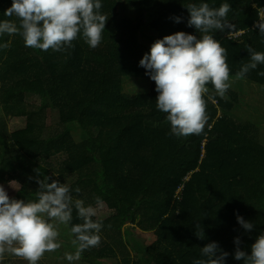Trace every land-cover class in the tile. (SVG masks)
<instances>
[{
    "label": "trees",
    "instance_id": "obj_1",
    "mask_svg": "<svg viewBox=\"0 0 264 264\" xmlns=\"http://www.w3.org/2000/svg\"><path fill=\"white\" fill-rule=\"evenodd\" d=\"M12 2L0 0V22L19 23L15 16L4 15ZM101 3L108 21L96 49L82 34L64 52L26 47L20 35L0 36V44L11 41L9 48L0 49V82H15L14 102L2 106L6 118L0 120V185L10 198L34 201L39 185L29 177L39 168L42 179L61 182L74 175L68 185L85 206L102 198L113 214L102 220L101 244L81 255L93 264H194L203 258L200 248L213 241L230 254L226 264H244L234 258V238H241V249L250 255L251 245L264 234V144L259 135L264 129V76L258 74L264 65L244 79L234 78L250 60L249 46L264 53L253 7H264V0ZM200 3L216 8L229 3L233 9L228 21L234 27L211 34L226 49L230 81L239 89L230 88L227 101L215 96L216 104L206 95L211 120L204 132L177 138L169 135L167 114L156 107L155 82L139 66L147 53L139 34L150 29L163 39L183 31L199 38L187 26L186 7ZM175 16L182 22L176 23ZM124 77L150 79V92H123ZM244 84L251 87V96ZM207 87L215 95L213 85ZM36 97L39 105L33 109ZM43 111L44 119H33ZM11 117L28 120L11 130ZM76 121L87 140L73 138L69 124ZM10 181L17 182L13 187L18 190ZM237 212L254 224L251 231L239 225ZM81 223L73 208L68 225L72 239V225ZM197 223L204 227L205 239L195 235ZM142 232H153L156 240L148 243ZM5 258L8 264L17 263L14 255Z\"/></svg>",
    "mask_w": 264,
    "mask_h": 264
},
{
    "label": "clouds",
    "instance_id": "obj_2",
    "mask_svg": "<svg viewBox=\"0 0 264 264\" xmlns=\"http://www.w3.org/2000/svg\"><path fill=\"white\" fill-rule=\"evenodd\" d=\"M102 7L101 0H13L4 15L15 16L19 23L0 22V36L20 35L26 47L64 52L74 47L73 41L82 34L89 47L96 49L102 42L108 21L101 12ZM253 7L258 15L256 28L264 36V7L256 4ZM186 8L189 12L187 26L194 27L200 37L183 31L167 35L157 39L150 52L139 61V66L146 69L145 74L156 84V107L167 114L166 119L171 125L169 135L177 138L201 135L208 120L205 96L213 104L217 103L215 96L227 101L231 87L226 49L211 34L234 27L228 21V14L233 10L231 5L223 3L216 8L200 3L189 4ZM172 19L176 23L183 20L180 16ZM239 34L240 31L236 32ZM10 45L11 41L0 44V49ZM247 51L250 60L236 72L235 80L244 79L258 65H264V53L256 52L250 46ZM258 74L264 76V72ZM208 84L213 85L215 95L210 93ZM34 171L37 175L29 177L39 185L34 201L10 198L5 187L0 185V261L9 253L28 264H38L45 252L58 250L61 247L58 226L71 223L73 208L83 223L72 225V245L76 251L65 253V258L70 264L79 261L84 252L101 244L104 224L94 221L93 217L104 208V201L96 197L95 206H85L82 199H74L73 189L67 183L49 176L42 179L39 168ZM14 183L17 182H9L12 187ZM74 191L79 194L81 189L76 187ZM236 216L243 229L251 231L254 228V224L238 212ZM195 235L205 239L200 223L196 224ZM234 244L235 260H243L244 264H264V234L251 245L250 255L241 249L239 236L234 238ZM200 249L203 258L195 260L194 264H226L230 255L215 241Z\"/></svg>",
    "mask_w": 264,
    "mask_h": 264
},
{
    "label": "rangeland",
    "instance_id": "obj_3",
    "mask_svg": "<svg viewBox=\"0 0 264 264\" xmlns=\"http://www.w3.org/2000/svg\"><path fill=\"white\" fill-rule=\"evenodd\" d=\"M151 15V13H148V16ZM236 35V34H235ZM237 36V35H236ZM140 41L143 43V45L146 47L147 53L150 52V48L152 44L157 40V33L154 30L145 29L139 34ZM14 83L13 81H7ZM231 87L232 89L238 90V85L236 84V81L231 80ZM152 82L149 79H142V78H136V77H124V83H123V92L128 93L130 95L138 94V93H149L151 90ZM2 87L5 94L0 96V120L5 119L6 115L2 108L3 105L11 104L14 102V92L15 86H11V84L8 83H2L0 82V88ZM243 90H246V93L251 96V90L247 84L243 85ZM39 97H36L33 100V109L37 108L39 105ZM45 117V112L41 113H35L33 115V119L35 120H42ZM51 118H48L50 120ZM55 119V118H54ZM53 119V120H54ZM208 119L211 120L210 117ZM28 119L26 117L23 118H9V125L11 130L18 129L20 127H24L26 125V121ZM80 124V123H79ZM78 122H72L69 124L70 131L75 138L76 141L81 142L88 139L87 132L80 127ZM260 137L262 140V143L264 144V129L260 128ZM74 175H69L61 180L62 183H69L71 179H73ZM95 206V204L93 205ZM112 211L108 208V206L104 203V208L98 211V215L94 217L98 221L105 220L106 218L110 217L112 215ZM58 231L60 233L58 237V242L61 244V247L56 250L55 252H45L43 258L38 262V264H70V262L65 258V253H71L74 254L76 250H73L74 247L72 245V238L70 235V231L68 229V225H59ZM105 240L107 243L112 244L109 240H107L106 234H103ZM142 236L146 239L148 243H152L156 240V236L153 232H142ZM73 247V248H72ZM117 251H123V248H117ZM134 254V252H132ZM119 254H121L119 252ZM12 254L6 253L5 256H11ZM17 263L16 264H28L27 261L23 260L20 257L14 256ZM140 261L145 262V259L143 255L139 256ZM5 262V263H3ZM3 262L0 261V264H8L6 263V258L3 259ZM118 264L119 262H115ZM72 264H93L89 262L87 259L83 258L81 256L79 261H74ZM121 264V263H120Z\"/></svg>",
    "mask_w": 264,
    "mask_h": 264
},
{
    "label": "bare ground",
    "instance_id": "obj_4",
    "mask_svg": "<svg viewBox=\"0 0 264 264\" xmlns=\"http://www.w3.org/2000/svg\"><path fill=\"white\" fill-rule=\"evenodd\" d=\"M3 94H5V93H4V91H3L2 87H1L0 88V96H2Z\"/></svg>",
    "mask_w": 264,
    "mask_h": 264
},
{
    "label": "crops",
    "instance_id": "obj_5",
    "mask_svg": "<svg viewBox=\"0 0 264 264\" xmlns=\"http://www.w3.org/2000/svg\"><path fill=\"white\" fill-rule=\"evenodd\" d=\"M4 83H8V84H11V86H15V84L11 82H4ZM13 92H14V89H13Z\"/></svg>",
    "mask_w": 264,
    "mask_h": 264
},
{
    "label": "built area",
    "instance_id": "obj_6",
    "mask_svg": "<svg viewBox=\"0 0 264 264\" xmlns=\"http://www.w3.org/2000/svg\"><path fill=\"white\" fill-rule=\"evenodd\" d=\"M218 102V101H217ZM77 122V121H76ZM78 124H79V122H78ZM80 125V124H79ZM80 127H81V125H80ZM82 128V127H81Z\"/></svg>",
    "mask_w": 264,
    "mask_h": 264
}]
</instances>
